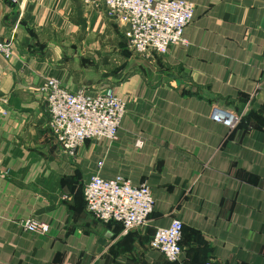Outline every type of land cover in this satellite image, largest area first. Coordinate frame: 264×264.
Listing matches in <instances>:
<instances>
[{"label":"crops","instance_id":"crops-1","mask_svg":"<svg viewBox=\"0 0 264 264\" xmlns=\"http://www.w3.org/2000/svg\"><path fill=\"white\" fill-rule=\"evenodd\" d=\"M187 1V44L128 74L123 29L102 8L0 0V41L12 50L0 55V264H171L151 241L176 218L183 264H264V0ZM115 56L127 64L116 70ZM46 79L89 95L113 86L127 109L118 140L65 154L48 126ZM214 105L245 122L212 121ZM95 175L147 184L149 225L124 233L88 213ZM28 218L50 232L26 231Z\"/></svg>","mask_w":264,"mask_h":264},{"label":"built area","instance_id":"built-area-1","mask_svg":"<svg viewBox=\"0 0 264 264\" xmlns=\"http://www.w3.org/2000/svg\"><path fill=\"white\" fill-rule=\"evenodd\" d=\"M18 5L22 0H7ZM85 4L102 8L105 14L117 22L127 48L141 57L152 54L167 55L170 48L186 45L185 30L194 20L196 6L187 0H84ZM0 55L12 56L11 46L0 41ZM50 115L49 129L63 152L75 157L88 140L115 142L126 104L116 94L113 86L99 90L95 95L73 91L56 79H46L41 87ZM244 114L214 105L212 121L233 131L241 124ZM137 142V147L142 146ZM86 210L105 224H122L124 233L140 230L149 225L155 202L147 184L135 186L130 180L118 176L106 180L93 176L84 187ZM31 233L47 235L50 226L35 218L21 222ZM184 224L174 219L168 228L156 230L151 248L160 252L168 262L183 264ZM207 264H217L210 261Z\"/></svg>","mask_w":264,"mask_h":264},{"label":"rangeland","instance_id":"rangeland-1","mask_svg":"<svg viewBox=\"0 0 264 264\" xmlns=\"http://www.w3.org/2000/svg\"><path fill=\"white\" fill-rule=\"evenodd\" d=\"M125 44H126V42H125ZM126 48H127V46H126ZM127 51H130V50L127 48ZM129 54H130V56H129L130 60H129L127 63H129L131 69L128 70V71H129L128 74H131V73H133L136 69H138L139 64L143 62L144 57H141V56H139V55H137V54H134V53H132L131 51H130ZM114 59H115V62H114V68H115L116 70L119 69V68L121 67V65H123V64H127V63L123 62V60H122L119 56H115Z\"/></svg>","mask_w":264,"mask_h":264},{"label":"trees","instance_id":"trees-1","mask_svg":"<svg viewBox=\"0 0 264 264\" xmlns=\"http://www.w3.org/2000/svg\"><path fill=\"white\" fill-rule=\"evenodd\" d=\"M247 116H245L243 119H242V121H241V124L238 126V127H241L242 126V124L245 122V118H246ZM250 118V116L248 117V119ZM247 120V119H246ZM184 228H183V234H184ZM181 245H182V242H181ZM171 264H175V263H171Z\"/></svg>","mask_w":264,"mask_h":264}]
</instances>
